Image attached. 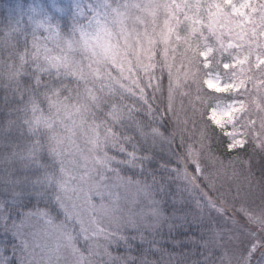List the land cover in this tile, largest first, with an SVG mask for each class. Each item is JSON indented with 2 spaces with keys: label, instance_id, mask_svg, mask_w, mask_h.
Wrapping results in <instances>:
<instances>
[{
  "label": "clouds",
  "instance_id": "obj_1",
  "mask_svg": "<svg viewBox=\"0 0 264 264\" xmlns=\"http://www.w3.org/2000/svg\"><path fill=\"white\" fill-rule=\"evenodd\" d=\"M13 2V10L20 21L10 29L0 27V89H7L11 94V89L16 87L15 83L10 84L3 78L5 62L22 65L23 71L30 73L37 63L34 54L38 49L41 52L46 49L51 55H67L85 70L99 68L101 73L100 78L89 75L79 81L63 75L57 80L54 72L45 75V83L53 89L51 94L47 89H34L26 93L22 103L13 106L9 117L13 121L11 135L16 136L22 150L28 152L33 147L39 150L37 159L41 167L28 161L23 165L29 170L27 176L40 175L50 181L45 186L47 203L55 209V199L59 197L73 216H82L89 230L100 218L88 210L85 194L94 185L100 186L103 200L94 195L92 201L99 206L113 204L110 193H118L116 214L124 218L136 216V230L128 224L124 225V230L144 236V243L137 249L140 256L158 255V250L143 245H150L165 227L169 228L170 221L154 224L147 213L153 200L161 201L164 216L171 217L175 212L172 172L192 146L193 134L199 135V129L190 128L195 114L187 115L185 120L175 113L161 114L166 108L163 80L158 89L153 88V92L160 93L155 107H146V96L150 94L145 89L150 87L149 81L163 74L169 58L183 56L185 38H190L189 25L194 19L202 22L196 38L205 45L214 46L217 38L210 31L203 12L207 5L204 0ZM146 6L158 12L149 14L143 10ZM118 12L125 14L123 25ZM40 21L46 27H38ZM65 41L72 42L71 49L65 46ZM107 45L116 53L115 62L104 57ZM39 63H44L42 54ZM196 66L194 61L193 67ZM199 71L202 79L204 69ZM105 86L111 87L112 95L107 94ZM90 90L98 97L97 101H89ZM53 98L60 102L53 103ZM73 104L81 105L82 109L75 110L70 107ZM114 106L124 110L126 116L130 113V118L114 123L111 118ZM206 113L207 110L203 115ZM204 124L207 125L205 132L214 127L206 120ZM145 156L150 159H144ZM162 162L164 167H161ZM61 185H66L68 190L62 191ZM0 204L4 205L5 213L11 210L6 199H0ZM56 215L57 223H63L74 235L75 243L86 250L89 242L81 235V226L62 213ZM109 222L103 219V223ZM35 230L37 235L33 239L38 241L42 252L57 247L59 238H53L42 227ZM0 246L5 250V264H19L15 259V245L4 243ZM155 255L150 262L140 260L139 264H160ZM37 264L49 262L42 258ZM122 264H129V261Z\"/></svg>",
  "mask_w": 264,
  "mask_h": 264
},
{
  "label": "rangeland",
  "instance_id": "obj_2",
  "mask_svg": "<svg viewBox=\"0 0 264 264\" xmlns=\"http://www.w3.org/2000/svg\"><path fill=\"white\" fill-rule=\"evenodd\" d=\"M251 1L232 0L237 5L235 8L238 9L235 15L237 20L230 18L212 23L228 35L229 46L234 48L231 59L235 66H239L232 74L227 75V78L211 73L204 77L203 81L209 90L232 94L230 99H216L207 109V118L210 122L227 135L229 149L242 146L246 116L249 108L254 107L251 112L256 117L253 122H250V128L253 130L254 138H259L257 151L259 155L264 156V131L260 135L256 127V123L260 122L261 118L264 120V110L257 107L264 99V88H258L257 83L261 81L260 77L253 76V72L264 65V20L253 21L251 24L240 14L242 8ZM255 1L253 0L254 4ZM13 9V0H0V10L3 14L5 13L0 27L7 26L10 29L18 26L20 17ZM212 11H215V6ZM259 15L264 16V9L260 10ZM260 24H262L261 27H259ZM255 25L257 27H254ZM208 54L209 52H204L202 55L206 59ZM180 79L174 74L171 63L168 62L164 73L149 81L150 87L145 89V92L150 94L146 96L147 105L158 103L157 97L160 93L153 92V88L158 89L163 80L168 94L164 113L166 115L175 113L176 117L185 120L191 112L183 113V106L175 105L174 102L175 95L178 94L181 98L183 93L179 84ZM182 83L184 86L185 83ZM248 95H251L249 108L243 99ZM190 128L193 129L192 124ZM191 144L187 153L193 154L189 161L194 165L192 167L194 173H190L182 162H179V169L175 173L176 179L173 183L175 194L172 195L175 201L173 214L177 218L170 221L173 227L171 229L165 227L163 233L156 237L155 242L160 244L176 242L178 249H185L187 264H264V186L245 176V173H260V161L254 157L246 159L245 163L242 162L239 167L241 173H234L230 168H237V165H230V167L221 163V160L209 149V137L205 131H199L198 139L194 134ZM14 152L17 153L13 159L17 169L16 173H11L12 180L27 176L29 171L23 167L29 160L20 159V155H26V150H14ZM23 201L27 205L31 203L29 197H23ZM10 226L12 227L13 224ZM103 226L109 227V224L103 223ZM35 231L31 229L27 234L33 239L31 233ZM127 235L133 237L136 234L127 232ZM51 236L58 238L54 232ZM33 240L35 243L31 246L32 253L27 256L34 262L42 261L43 258L49 264H74V258L68 248L58 249L53 246L51 250L42 252L38 241ZM106 244L107 242L103 240L102 245ZM118 244L113 245L116 247ZM0 245H2L1 240ZM76 246L81 249V245L76 244ZM27 250L28 248L26 252ZM98 257H106L102 249L92 256V258ZM4 259L5 250L0 246V261Z\"/></svg>",
  "mask_w": 264,
  "mask_h": 264
},
{
  "label": "snow or ice",
  "instance_id": "obj_3",
  "mask_svg": "<svg viewBox=\"0 0 264 264\" xmlns=\"http://www.w3.org/2000/svg\"><path fill=\"white\" fill-rule=\"evenodd\" d=\"M151 2V0H150ZM227 8H232L234 12H238V9H235V6L232 4V0H224L223 3H218L215 5V11H210L209 16L212 18V23L215 24L219 21H226L231 18L233 15L232 12H228ZM138 7V5H135ZM243 6V5H242ZM252 7L251 4L247 5ZM261 9H264V4L260 5ZM144 11L149 12V14L154 15V11L147 6L143 9ZM124 13H117L119 22L123 25ZM38 27H46L43 21L38 22ZM126 30V29H125ZM58 35V33H55ZM84 35V33H82ZM65 46L68 49L72 48L71 41H65ZM44 57V63L41 65L39 63L40 55ZM37 60V63L33 65V69L30 73H25L23 71L22 65H17L15 63L8 64L5 62L3 78H5L10 84L15 83L16 87L11 89V96L9 95V90H5L3 95V101L7 106L4 110L3 119H0V142L5 143L6 145L11 143V127L13 121L9 119L11 115V110L16 104H20L25 99L26 93L31 92L34 89H47L48 93L51 94L53 91L52 88H49L48 84L45 83L43 77L45 75H51L53 72L56 75L57 80L60 76L63 75L65 78L72 77L75 80H85L89 75H93L96 78L101 77L99 68H89L85 70L84 67L79 65L77 62H74L71 57L67 55H51L46 49L37 50L34 54ZM104 57L105 59H112L115 62L116 53L113 51L110 45L104 47ZM105 91L108 95H112V89L110 86H105ZM89 101L95 102L98 100V97L95 96L93 91L88 92ZM60 101L58 98H53V103L58 104ZM70 107L79 111L82 109V106L79 104L70 105ZM33 110H35L33 106ZM130 113L125 114V111L122 110L119 106H114L111 112V118L114 123H122L126 118H130ZM38 148L33 147L26 155H20V159H27L29 161H34L36 167H41L40 162L37 159ZM17 156L16 152H8L2 155L4 163H11V161ZM144 159H150V157L145 156ZM165 165L161 163V167ZM5 184L13 185L10 190L9 195V204L12 208L19 209L18 215L19 220H13V235L17 238H22L25 234L26 228H37L42 227L47 234L56 233L59 238V243L57 248L65 247L68 248L71 252V255L74 258V264H93L91 257L98 254L99 249L103 247L104 255L108 257L107 264H119L121 257L113 256L112 252L109 250L108 245L123 243L126 247H129L128 244V235L127 231L124 230V225H133V230L135 231L136 216L130 215L127 218L119 216L116 214L117 209L115 207L119 202V194H111L113 204L105 205L101 203L99 206L95 205L93 201V196H99L103 200V193L99 190L100 186L94 185L89 191L85 194V202L88 210L93 212L94 216H98L100 219L95 221V227L91 230L84 226V220L80 214L73 216L69 212L66 204L62 199L57 197L55 199V209L50 206L45 199V186L50 183L45 177L37 175L35 177L25 176L23 178L17 177L15 180H12L11 177L3 181ZM62 191H67L66 185H61ZM163 187L161 192H163ZM28 195L30 198V206L26 205L23 201V197ZM161 201L153 200V206L148 211L147 215L152 220L154 224L161 222L162 220L176 219L173 214L171 217L164 216L160 208ZM11 210L8 215L4 214V205L0 204V221L5 225L8 220L11 219ZM62 213L68 219H75L76 223L81 226V235L88 243V255L85 256L83 251L76 246L75 237L71 231L67 230L63 223H57L56 213ZM107 218L109 222V227L103 226V219ZM251 218V217H250ZM182 219V217L180 218ZM173 224L169 223V228L171 229ZM33 237L37 235L36 232L31 233ZM103 238L107 244L101 246L98 241L100 238ZM141 243H144V236L140 234L138 236ZM132 239H137V236H133ZM21 243L25 249L28 248L29 242L27 240L21 239ZM0 264H5L4 261H0Z\"/></svg>",
  "mask_w": 264,
  "mask_h": 264
},
{
  "label": "trees",
  "instance_id": "obj_4",
  "mask_svg": "<svg viewBox=\"0 0 264 264\" xmlns=\"http://www.w3.org/2000/svg\"><path fill=\"white\" fill-rule=\"evenodd\" d=\"M204 2L207 7L203 9V12L208 18L210 24V31L217 38L214 46L205 45L196 38V33L199 32L200 27L202 26V22H199L198 20L194 19L192 22H190L189 25L188 31L190 38H185L186 42L184 43V48L182 50L184 53L183 56L180 59H177L175 55H173L167 61V63H171V69L173 70L174 74L181 78L179 84H181L183 93H181V98L178 97V94L175 95V105L181 104L183 106V113H185V111H189L191 112V114H195V119L191 122V124L193 125V129H199V131H204V129L207 128V125L204 124L205 120L208 121L211 125H213L207 118V113L206 116L203 115L205 110L210 108L209 105L212 106L213 102L216 101V99L213 100L212 97H217V99H230L232 97V94L230 93H216L212 90H209L204 84V77L211 73H217L223 78H227V75L232 74L236 70V67L239 66H235V63L231 59L232 54H234V48L229 46L230 41H228L227 39L229 38L228 35L224 34L217 27L213 26L212 18L209 16V12L214 9V6L218 3H223L224 0H214V2H212V0H204ZM232 4L236 8L237 5L235 4V2H232ZM250 4L252 5V7L245 6L242 8V12L240 13L243 16L244 20H247V22L251 24L253 23V21L257 22L264 20V16L259 15L261 10L260 5L264 4V0H256L255 4L252 0ZM225 7L228 12L233 13L231 18L237 20V17L235 16L237 12H234L232 8H227V5H225ZM153 10L158 12L157 9ZM3 16L5 18V13L3 14V12L0 10V25L2 24ZM261 25L262 24H260L259 27H261ZM254 27H257V25H255ZM247 32H249V30ZM176 39L179 40L180 37L177 36ZM204 52H209L208 57L206 59L202 55ZM194 61L197 62L196 67H193ZM200 68L204 69V75L202 79L201 73L199 71ZM253 76L260 77L261 81L257 83L258 88H264V65L258 67V71L253 72ZM182 82L185 83L184 86ZM163 89V92L165 93V96L167 98V88L165 89L164 85ZM4 92V89H0V117L4 115V110L7 107L3 101ZM9 95L11 96V94ZM243 99L246 101L245 104L249 108L248 104L250 102L251 95L245 96L243 97ZM155 104L156 102L153 103L151 106L155 107ZM147 106L148 105H146V107ZM257 107L262 109V111L264 110V99L261 100ZM253 108L254 107L249 108V113L246 116L247 122L243 127L244 142L240 148L229 149L227 135L224 133L223 130L217 128L215 125H213L214 127L209 128L206 133L209 137V149H211V151H213V153L221 160V163L227 166L234 164L237 165V168H230L231 170H233L234 173H241L239 171V167H241L242 162L245 163L246 159L254 157L259 160V167L261 168L260 173H245V176L251 178L253 182L257 181L264 186V156L259 155L257 151V144L259 138H254L253 130L250 128V122H253V119L256 117L251 112V109ZM161 114L166 115L164 113V109L161 110ZM197 121H199V123H197ZM256 127L257 132L262 135L264 131V120H262V118L260 122L256 123ZM195 136L198 139L199 135L197 136L195 134ZM10 140L11 143L8 145L3 142H0V199H6L8 201V206L12 208V206L9 204L8 198L13 185L5 184L3 181L9 178V176L11 177V173H16L17 165H15L14 160H12L11 163H4L2 155L8 152H14V150L21 151L23 146L18 142V139L15 135H11ZM177 147H179V145H177ZM192 156L193 154L191 155L189 153H185L183 155V158L180 160L184 165L185 169L188 170L190 173H194V171H192V167L194 165L192 162L189 161L190 157ZM11 169L12 171H10ZM178 169L179 168L177 166V168L172 172V185L174 183V180L176 179L175 173L176 171H178ZM174 190L175 189L173 185L172 195L175 194ZM18 212L19 209L12 208L11 219L8 220L7 224L5 225L2 221H0L1 243L15 245L17 247L15 259L19 262V264H37V262H34L27 256L29 253H32L31 246L35 243V241L27 233L31 229L35 228H26L25 234L22 238H17L13 235V226L11 227L10 224H13V220H16L18 222ZM8 214L9 212H7V214L5 215ZM136 236L138 237V234H136ZM21 239H28V252H26V249L23 247ZM103 240V238L99 239V244L101 246H103ZM128 244L130 245L129 247H126L123 243H119L116 247L113 244H110L109 246V249L112 252L113 256L121 257L119 264H122L123 261H129V264H133V262L134 264H139L140 260L150 262L154 258L155 253L154 255H145L143 257L140 256L139 252L137 251V249L141 248L142 246L141 243H139V238L132 239V237L128 236ZM145 248H148L150 250H158L159 254L155 255V258L159 260L160 264H178V262H180V264L188 263V258H185V255H187L185 249H178L176 247V242L160 244V242H155V240H153L150 245L145 244ZM100 249L103 250V247H101ZM83 252L85 256L88 255L87 249L83 250ZM91 259L93 261V264H107L108 261L107 256L103 258L91 257Z\"/></svg>",
  "mask_w": 264,
  "mask_h": 264
}]
</instances>
